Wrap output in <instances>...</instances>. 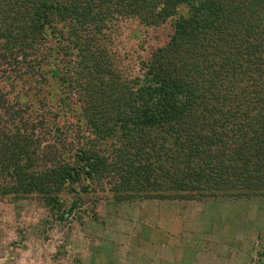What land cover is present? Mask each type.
I'll use <instances>...</instances> for the list:
<instances>
[{
  "label": "trees",
  "instance_id": "16d2710c",
  "mask_svg": "<svg viewBox=\"0 0 264 264\" xmlns=\"http://www.w3.org/2000/svg\"><path fill=\"white\" fill-rule=\"evenodd\" d=\"M135 16L171 19L168 43L124 83L71 77L68 88L91 93L75 130L0 89V194H38L58 212L60 194L99 179L118 201L264 197V0H0V77L59 81L45 68L58 65L47 39L79 51L86 75L103 74L81 34ZM81 126L104 144L81 142Z\"/></svg>",
  "mask_w": 264,
  "mask_h": 264
},
{
  "label": "rangeland",
  "instance_id": "374dc122",
  "mask_svg": "<svg viewBox=\"0 0 264 264\" xmlns=\"http://www.w3.org/2000/svg\"><path fill=\"white\" fill-rule=\"evenodd\" d=\"M171 35V19L156 25L142 24L136 16L108 20L98 36L83 40L81 34V47L88 45L86 52H94L103 63L99 67L110 71L91 70L89 75L81 67L79 51L68 48L66 41L59 45L47 39L43 44L56 48L58 65L45 68L49 75L58 71L60 82L0 77V89L9 100L24 98L39 106L45 121L75 130L82 100L91 93L77 85L68 88L71 77L78 85L76 74L88 77L95 88L98 78L132 80L141 74L140 63L165 47ZM103 90L101 101L107 94ZM83 130L78 132L81 142L104 144ZM104 182H91L81 195L60 194L64 205L59 212L38 194L14 199L0 194V264H264V197L118 201ZM78 197L82 203L69 209ZM64 208L68 213L62 217Z\"/></svg>",
  "mask_w": 264,
  "mask_h": 264
}]
</instances>
